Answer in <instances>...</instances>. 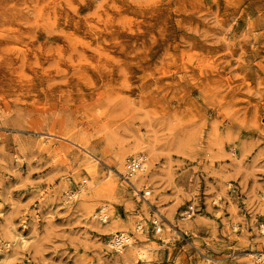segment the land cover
<instances>
[{"label":"rangeland","instance_id":"obj_1","mask_svg":"<svg viewBox=\"0 0 264 264\" xmlns=\"http://www.w3.org/2000/svg\"><path fill=\"white\" fill-rule=\"evenodd\" d=\"M263 197L264 0H0V264H264Z\"/></svg>","mask_w":264,"mask_h":264},{"label":"bare ground","instance_id":"obj_2","mask_svg":"<svg viewBox=\"0 0 264 264\" xmlns=\"http://www.w3.org/2000/svg\"><path fill=\"white\" fill-rule=\"evenodd\" d=\"M137 142H135L134 144H132V147L130 148V149H128L126 152L124 151H121L120 150V152L119 153H116V154H114L113 153V155H115L114 156V161H115V165H116V167H117V173H123L124 174V165H125V161L128 159V158H131V157H135L137 154L136 153H138L139 151H146L148 154H152V150L153 149H151V147H150V145H146V143L145 142H143L142 140L141 141H138V140H136ZM131 145V144H130ZM127 147V146H126ZM128 147H130V146H128ZM119 148V147H118ZM120 148H122V147H120ZM117 151V150H116ZM118 152V151H117ZM136 154V155H135ZM147 155V154H146ZM151 156V155H150ZM157 156V155H156ZM155 156V154H154V157H156ZM111 158H112V156H111ZM148 158V157H147ZM150 158V157H149ZM152 158H153V156H152ZM151 159V158H150ZM148 160L147 159V161H146V164H145V166L143 167V172L142 173H137L133 178H132V181L131 182H133V183H136V184H140L142 181H146V180H148L149 178H150V176H148V170H150V167L151 166H153V165H151L153 162H151L152 160ZM156 162H157V160H156ZM155 162V163H156ZM152 169V168H151ZM115 172V171H114ZM148 172V173H147ZM110 173H111V171H110ZM154 173V172H153ZM151 175V174H150ZM157 175V174H156ZM155 176V175H154ZM159 177H161V176H159ZM159 177H157L156 176V178H159ZM155 178V179H156ZM151 179V178H150ZM154 179V180H155ZM105 180V179H104ZM107 180V179H106ZM109 180V179H108ZM159 180V179H158ZM157 180V181H158ZM123 181V180H122ZM151 181H152V179H151ZM156 181V182H157ZM155 181H153V183H154ZM147 183V182H146ZM150 184H151V182H149ZM155 184V183H154ZM156 184H158V183H156ZM137 185V186H138ZM152 185V184H151ZM109 186V185H108ZM136 186V188H138ZM153 186V185H152ZM154 187V186H153ZM155 188H156V186H155ZM103 189V188H102ZM140 189V188H139ZM138 191V190H137ZM177 191V190H176ZM177 193H178V191H177ZM176 194V193H175ZM174 194V195H175ZM214 194V193H213ZM218 195V194H217ZM72 196V195H71ZM175 197H176V195H175ZM219 197V196H218ZM108 199V198H107ZM221 199H223V198H221ZM218 200V199H217ZM150 201V200H149ZM164 201V200H163ZM263 201H264V197H263ZM216 202V201H215ZM163 203V202H162ZM216 203H218V202H216ZM131 204H132V202H131ZM149 204V203H148ZM264 204V203H263ZM128 205H129V203H128ZM144 205V204H143ZM143 205H142V207L141 208H143ZM262 205V204H261ZM130 206V205H129ZM132 206H134V205H132ZM132 206H130V207H132ZM263 207H264V205H262ZM261 206V207H262ZM258 208H260V206H258ZM257 208V209H258ZM264 210V209H263ZM262 210V211H263ZM144 212H145V210H143ZM256 212H257V210H255ZM261 212V211H260ZM170 213V212H169ZM168 213V214H169ZM172 213V212H171ZM191 213V212H190ZM262 213H264V212H262ZM167 214V215H168ZM221 214V213H220ZM256 214V213H255ZM257 214H258V212H257ZM256 214V215H257ZM162 215V213L160 214L159 213V217H162L161 216ZM165 215H166V213H165ZM166 215V216H167ZM192 215L193 214H189V213H186V215H185V219L186 220H189V219H191V217H192ZM217 215H218V213H217ZM217 215H215V216H217ZM262 215V214H261ZM264 215V214H263ZM169 216V215H168ZM172 216V215H171ZM169 218V217H168ZM101 220H102V222H105V223H107V216L105 215V214H103V216L100 218ZM165 219V218H164ZM169 219H171V218H169ZM130 220V219H129ZM157 220H159L158 218H157ZM135 221V220H134ZM161 221V220H160ZM169 221V220H168ZM256 221H257V218H256ZM101 222V223H102ZM131 222H132V220H131ZM137 222H138V220H137ZM153 222H157L156 220H153ZM159 222V221H158ZM157 222V223H158ZM255 222V221H254ZM134 223V222H133ZM171 223V222H170ZM256 223V222H255ZM141 224V223H140ZM153 224V223H152ZM163 224V223H162ZM183 225H184V223H182ZM261 224L262 223H260L259 224V226H261ZM178 225H179V223H178ZM185 225H187V223L185 224ZM114 225H112L111 226V228L110 229H112V227H113ZM133 226V225H132ZM170 226H172L171 224H170ZM182 226V225H181ZM109 227V226H108ZM117 227V226H116ZM133 227H135V226H133ZM165 227V226H164ZM173 227V226H172ZM183 227V226H182ZM181 227V228H182ZM186 227V226H185ZM189 227V226H188ZM114 228V227H113ZM132 228V227H131ZM131 228H129V229H131ZM138 228H139V230H138ZM138 228L136 227V231L138 232V233H140L139 231H140V226L138 225ZM176 228V227H175ZM117 230H119L120 232H121V230L123 231V229L125 230V228L124 227H118V228H116ZM133 229V228H132ZM131 229V230H132ZM135 229V228H134ZM178 229H180L179 227H178ZM183 229H184V227H183ZM186 229V228H185ZM188 229V228H187ZM190 230H191V227L189 228ZM107 230V229H106ZM105 230V231H106ZM131 230H130V232H131ZM181 230V229H180ZM127 231V230H126ZM125 231V232H126ZM192 231V230H191ZM106 233H108V232H106ZM113 233H118V232H113ZM134 233V232H133ZM142 233V232H141ZM156 233V232H155ZM109 234V233H108ZM121 235H119V236H115V238H112L113 236H111V240L108 242V248H110V247H115L116 249L115 250H118V251H120V252H122L124 249V247L125 246H123L122 245V243H126L127 245H128V247H129V249H130V253H132V255L133 254H135L136 255V257H138L141 261L142 260H146V258H148L147 257V251H146V249L145 248H142V247H138V246H136L135 245V241H133V239L131 238L130 239V241H129V236L127 235V234H125V233H123V232H121L120 233ZM166 234V233H165ZM164 234V236H166ZM138 235V234H137ZM137 237V236H136ZM168 237V236H167ZM137 238H139V237H137ZM142 238V237H141ZM24 239V238H23ZM116 239H117V243H116ZM140 239V238H139ZM261 239V238H260ZM259 239V240H260ZM25 240V239H24ZM136 240V239H135ZM138 240V239H137ZM20 241V240H19ZM140 241V240H139ZM138 241V242H139ZM168 241V240H167ZM262 241H264V240H262ZM146 242V241H145ZM145 242H144V244H145ZM261 242V241H260ZM125 244V245H126ZM137 244V243H136ZM23 246H25L24 244H23ZM128 249V250H129ZM126 250V249H125ZM129 252V251H128ZM126 255H127V252L125 253ZM125 255V256H126ZM131 256V255H130ZM151 257V256H150ZM249 257H251V259L252 260H259V262H260V260H263L264 259V253H262L261 255H259V256H256V255H253V254H250L249 255ZM257 257V258H256ZM128 258V257H127ZM151 259V258H150ZM148 261H151V260H148ZM249 261V263H250V259L248 260ZM144 262H147V261H144ZM148 263H150V262H148ZM208 263H211L209 260H207V264Z\"/></svg>","mask_w":264,"mask_h":264},{"label":"built area","instance_id":"obj_3","mask_svg":"<svg viewBox=\"0 0 264 264\" xmlns=\"http://www.w3.org/2000/svg\"><path fill=\"white\" fill-rule=\"evenodd\" d=\"M146 157L142 154H138L135 157L128 158L125 161L124 165V174L122 175L123 182L131 189L135 190L134 184L131 182L132 178L137 174V173H142L143 172V167L146 164ZM139 193L140 197L143 199V201L148 202V199L151 195L150 189L148 187H144L142 191H137ZM193 208H190L192 210ZM103 216V214L100 216V218ZM154 226H156L157 231L159 232L161 228L159 227V223L154 222ZM139 230V228H138ZM260 231L262 234H264V220L260 226ZM117 243V239H116ZM126 243H122L123 246H125Z\"/></svg>","mask_w":264,"mask_h":264}]
</instances>
